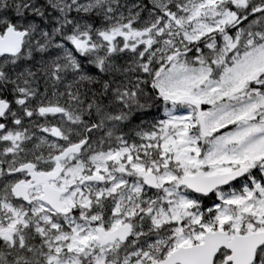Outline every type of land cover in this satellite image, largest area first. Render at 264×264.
Segmentation results:
<instances>
[{"label":"snow or ice","instance_id":"6c2138e0","mask_svg":"<svg viewBox=\"0 0 264 264\" xmlns=\"http://www.w3.org/2000/svg\"><path fill=\"white\" fill-rule=\"evenodd\" d=\"M0 264H264V0H0Z\"/></svg>","mask_w":264,"mask_h":264}]
</instances>
